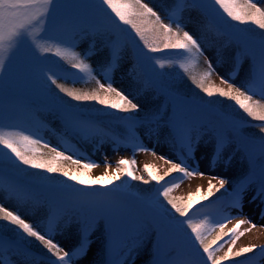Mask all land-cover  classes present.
Instances as JSON below:
<instances>
[{"label":"snow or ice","instance_id":"obj_1","mask_svg":"<svg viewBox=\"0 0 264 264\" xmlns=\"http://www.w3.org/2000/svg\"><path fill=\"white\" fill-rule=\"evenodd\" d=\"M98 2L110 10L111 16L104 8L98 9L108 17L118 31L125 32L128 42L133 45L137 62L145 67L150 78L164 75L155 71L153 62L160 68H164V62L167 61L168 66L178 67L188 74L192 84L209 98L207 102L202 101L200 105H197V109L212 108L211 98L214 96H218L221 100L226 99L233 102L251 121L258 122L261 134L258 142L261 162L259 165L254 163L252 170L231 183L230 188H225L230 184L228 179L212 175L209 177L207 192L202 195L201 191L197 190L195 195L189 196V203L186 205L178 204L170 198V192L178 185L173 184L171 187L163 186L156 189L158 195L151 199L152 211L178 232H183V226L186 224L202 252L191 247L187 253L178 251L176 255H169L162 259L157 251L154 264H224L225 261L255 252V245L233 252L236 241L244 235L243 232L238 231L239 228L245 224L256 227L249 218L238 219L235 227L225 232L227 223L234 219L233 216L227 215L220 221L212 216L210 219L204 218L196 223L193 217L189 216V212L194 205L201 201H208L214 195L213 189L216 192L225 190L212 202L213 205L226 200V211L234 209L241 216H243L246 198L259 201L264 205V7L258 6L253 0H170V3L162 8L164 19L168 20V23H165L161 12L144 0H98ZM64 3L65 0H0V91L3 89L4 82L2 74L8 72L22 55L26 56L38 69L45 82L55 85L59 93H63L69 101L76 102L71 103L57 96L64 135L75 136L92 143L96 150H99L105 142H110L118 147L130 144L133 152L137 149L149 151L134 132L135 126L142 121L138 116L130 115V113L141 112V105L135 102V96L132 93H126L114 86L113 74L119 61L116 45H113L110 59L93 68L86 62L93 54V48L90 47L84 52L76 50L79 47L78 37H86L87 30L80 28L69 17H65L62 21L64 30H58L60 22L58 14ZM190 3L198 5L210 24L225 33H242L241 29L234 28L229 21L240 25L252 24L261 30L258 41L247 34H240L237 37L255 47L252 51L249 76L242 84L234 83L235 76L238 75L239 55L234 58L231 71L219 74L213 60L205 56V50L199 40L184 29L182 14ZM117 20L119 24L130 28L134 36L127 33L125 29L119 28L116 25ZM137 41L143 44V48ZM145 50L153 54L165 52L166 55L150 56ZM201 56H205L206 75L210 76L213 73L220 75L221 84L225 87H205L202 80H198L189 72V66L198 63ZM222 62V57L218 55L216 64L219 65ZM64 64L74 71H69ZM98 76L103 78V82ZM89 79H94L98 85L97 89L91 92L70 89L58 83L64 80L75 84ZM167 95L171 96L172 93ZM113 96L116 99H113ZM176 99L178 107L171 114L167 112L166 106H161L144 118L145 122L154 123L157 126L149 127L147 135L151 137L158 134L162 124L168 129L169 142L177 152L178 162L164 156L160 157L165 164H170L165 176L179 173L182 178L195 175L204 177L206 174L198 171L199 164L196 161L195 152L201 139L206 135H212L213 150L208 158L210 165L215 167L223 163L227 167L232 158L224 156L227 138L223 132V122L229 123L233 130L241 132L247 121L224 112L223 122L210 129L194 118L191 108L186 107L185 101ZM89 102L122 113L123 115L114 116L113 119L117 122V126H123L124 132L119 133L112 127L106 131L99 121L91 116H85L80 105ZM4 119L3 104L0 100V197L15 201L17 205V210H10L0 203V222H3L0 223V264H76L78 259L87 254L92 243L90 237L93 229L87 219L78 229V242L72 247L65 248L55 239L58 234V217L55 211L50 209L46 221L39 224L29 223L19 214L18 209L28 199L30 188L11 177L5 178L4 166L15 167V162L31 169L43 170L48 174L59 173L67 180L80 185L79 188L64 185L63 188L54 190L53 199L59 198V203L66 213L75 212L84 217H98L104 221L105 264H135V254L144 243V226L138 218L124 211L115 199L121 193L122 187L128 186L127 181L123 185L115 184V182L120 181L122 176H126L132 181H140L147 185L151 181L159 183L164 177L151 171L148 173L150 179L135 175L133 171L135 160L120 159L114 172L110 173L107 170L110 166L106 164L104 174L92 178L87 175V171L98 167L99 164L91 160L82 163L79 157L84 154L75 145L63 140V150H61L44 140L39 135V129L32 132L15 125L5 126ZM245 145L249 148L257 147L256 138H247ZM37 146L47 148L54 155L45 158L44 154L38 151ZM152 151L155 154L154 150ZM66 160H71L84 171L65 170L61 162ZM193 162L196 164L195 167ZM17 172H23V169H17ZM48 179L49 177H37L39 181ZM213 181L219 185L218 188ZM159 197H163V201ZM205 207L208 206L205 205ZM199 211L198 209L197 213ZM173 212L187 219H176ZM261 214L264 215V210ZM7 225L14 226L17 230L12 236L8 235ZM216 227L219 228L216 239L210 244L206 243L207 236L214 232ZM224 237L229 238L226 243L230 246L223 256H217L216 253L224 245L219 244L217 247L214 245H217ZM28 238L38 241L55 259L34 255L28 246ZM259 255L264 256V248L260 250ZM202 257H206V260ZM252 259V257H249L247 261L237 259L236 264H251Z\"/></svg>","mask_w":264,"mask_h":264},{"label":"rangeland","instance_id":"obj_2","mask_svg":"<svg viewBox=\"0 0 264 264\" xmlns=\"http://www.w3.org/2000/svg\"><path fill=\"white\" fill-rule=\"evenodd\" d=\"M144 2L149 3L150 6H154L157 11H160L162 19H164L162 8L169 4L170 0H144ZM253 2L257 3L260 7H264V0H253ZM195 19L196 18L194 17L193 12L185 10L183 19L184 29L189 31L199 40L205 50V56L213 60L214 66L217 67L219 74H225L231 71L234 61L232 58L235 50L226 41L213 39V37L208 32H206L205 29L199 25L197 21H195ZM164 22L168 23V20L164 19ZM109 26H111V23L108 24V27ZM112 27L117 28L114 27L113 24ZM173 28H175L174 24ZM61 29V31H63L64 27ZM101 32L103 33V36L99 35L95 38L90 36H86L84 38L78 37L79 47L76 49L78 52H84L90 47L93 48V54L86 61L87 63L91 64L93 68H96L98 64L106 62L107 56L109 54L106 49L108 42L107 36H110V34L112 36V28L109 27L107 29L101 30ZM122 42H124V37H122ZM124 47L125 44L122 45V48ZM218 55L223 59V62L219 65L216 64ZM205 56L199 57L197 65L207 68ZM25 57L26 56L22 55L8 72L2 74L4 77V82L3 89L0 91V100L4 101L5 97H15V95L18 94L34 96L37 92L42 91V84H40L38 78L34 76V74L32 76L29 71L31 68L36 67L32 65L28 57ZM130 63L131 60L127 59V56L120 55L118 66L113 74L114 86L124 90L126 93H132V95L135 96V102L141 105L142 111H147V113L154 112L153 110L156 109L158 104L162 103L163 101L166 102V98L164 96L158 95L155 92L142 91L139 86H136V84H134V80H131L128 76H126V69ZM238 65V75L235 76L234 83L240 85L249 76L248 59H241ZM212 76L214 77V82L217 85L220 87H225L223 84H221L220 75L213 73ZM98 78H100L103 82L102 77L98 76ZM61 83L66 84L67 87L70 86L81 91H87L98 87L94 79H89L86 82L75 84H72L70 81H63ZM46 97L50 99V95H47ZM29 107L22 105L23 117H17L16 121L11 123L15 126H18L19 128L27 129L32 132H35L37 129H39V135L43 137L44 140H47L51 145L57 146L61 150H63V140H67L69 143L75 145V147L84 154L79 157L82 163H87L91 160L96 161L99 164L98 167L91 169L92 177L103 175L106 170V164L110 166L107 170L110 173L114 172L120 159H134L136 164L135 166L138 167L137 173L140 175L144 173L143 167L148 165L157 166L160 168L161 172L168 171L170 164H165L164 160L160 158L161 156L178 162L177 152L169 142L168 130L166 127L161 124L160 128L158 129V134H154L151 137L147 135L149 127H157L154 123L149 124L148 122H145L144 118L148 114L139 112L137 116L142 122L136 126H138L137 130L139 134L137 137L142 141L143 145L149 149V151H140L137 149L135 152H133V148L130 146L122 145L118 147L110 142H105L99 148V150H96L92 143L85 142L81 139L77 142L74 139L69 140L66 138L63 132L62 118L55 112V110L48 118L40 114L41 112H37L36 116L40 115L43 121L40 119H38L39 121H36L35 108ZM6 122V120L3 121L4 124ZM222 122L223 121H221L218 116L216 117L215 115H211L210 118L205 119V123L201 124L207 125L211 129L214 125H219ZM109 127L104 126L106 131ZM258 131L259 130L257 126H250L245 128L244 133H241L235 130H229L224 125L223 132L227 138L224 156H230L232 158L231 163L227 167H225L223 163L217 164L215 167L210 165L208 158L213 150L212 135L204 136L200 141L199 147L196 149L195 158L199 164L198 171L204 172L206 175L204 177L195 175L182 180L173 192V196L184 198L186 195L193 193V191L201 190L204 192L208 188L209 177L212 175L228 179L230 184L226 185L225 188H230L231 183L241 179L246 175L247 171L252 170L253 166L250 165L249 155L256 157L260 154L258 152L250 153L251 151H254V148H249L245 145V140L251 136L255 137V135L258 134ZM25 134L28 133L25 132ZM39 149L41 150V153L47 156L54 154L50 153L47 148L42 146H40ZM152 150H154L155 154H153ZM66 154L69 153L66 152ZM254 163L255 162H253V164ZM259 163L260 162H258V164ZM63 165L71 172L72 169L79 170L82 168L73 164L71 160L63 161ZM195 166L196 164L193 162V167ZM213 183L216 184L217 188L219 187L216 181H213ZM117 201L124 211L138 218L140 223L144 226V243L135 254V264L148 263V260L152 255V236L154 237L155 233L164 232L166 238L171 243L173 240H175V229L171 227V231H173L172 233L166 231L165 228H163L165 223L160 218H158L157 221L149 223L147 219H145L142 210L131 208L122 200L117 199ZM0 203L10 210H17L15 201H9L3 199V197H0ZM225 205L226 200L221 202L217 211L214 212L218 221L223 220V218L227 215L234 217L230 223H227L225 232L233 229L235 227L236 221L244 217L249 218L252 221V224L256 225V227L253 228L251 224H245L239 228L238 231L243 232L244 235L240 236V238L236 241V244L233 247V252L239 251L243 247L252 245H255L256 250H261L264 248V215L261 214L262 210H264V205H262L259 201H251L246 198L243 216L238 215L234 209L226 211ZM44 208V205L40 207L36 202L28 203L25 201L18 211L27 222L39 224L44 222L47 216ZM59 210H63L61 205ZM77 215L78 213L75 212H65L61 216L58 215V234L56 235L55 239L65 248L74 246L79 240V224L76 221ZM102 221L103 220L98 217H89L88 223L93 229L92 235L90 237L92 243L89 246L87 254L78 259L76 264H102V256H104V260L106 262L104 249L102 248V243L105 238L104 223ZM152 229L155 230V232H152ZM248 229L251 230L248 231ZM218 234L219 228L216 227L215 231L211 234V239L215 240ZM228 239L229 238L227 237L225 240L223 239V241H221L225 244L224 247L217 252V255H224V253L227 251L228 247L230 246L229 243H226ZM252 258L251 264H264V256H260L259 252ZM13 259L17 258L13 257Z\"/></svg>","mask_w":264,"mask_h":264},{"label":"trees","instance_id":"obj_3","mask_svg":"<svg viewBox=\"0 0 264 264\" xmlns=\"http://www.w3.org/2000/svg\"><path fill=\"white\" fill-rule=\"evenodd\" d=\"M88 5H93V6H96L97 8H104L106 11H108V13L110 15H112L110 13V10H107L106 9V6L100 4L98 2V0H88L87 3H86V6ZM218 7V6H217ZM186 11H190V12H193L194 14V17L196 18L195 21H197V23H199V25H201L206 32H208L212 37L213 39L215 40H222V41H226L227 43H229L232 48L238 52V45L237 43H234L231 36L233 33H225L223 31H220L218 30L215 26L211 25L208 18L204 15L203 11L201 10V8L198 6V5H195V6H191V4H189L186 8ZM114 18V16H113ZM115 19V18H114ZM79 22V21H78ZM230 23L233 24L234 28H238V29H241L242 30V33H238L239 35L240 34H247L249 36H252L254 37L257 41L259 40V36H260V32L261 30L255 26V25H252V24H245V25H240V24H237L236 22H231L229 21ZM86 23V20H84L82 23H81V27L83 24ZM116 23H118V25L120 26V28L122 29H125L127 33H130L134 36V33H131V29L128 28L127 26H124V25H121L119 24V21L117 20ZM83 29H86L87 30V36H90V37H93L95 38L96 36H103V33L101 32V29H99L98 32H91V30L89 28H83ZM124 33L125 32H120V31H117L116 33H114L113 35V38L115 39H118V40H121L122 37H124ZM111 35L110 36H107L108 38V41L111 40ZM139 42V41H138ZM125 44V47L124 48H121V54L123 56H127V59L131 60V63L129 64L128 68L126 69L127 70V73H126V76H128L131 80H134V84H136V86H139V88L142 90V91H146V92H155L154 90H152V88L150 87V81L147 79L146 77V74L145 72L140 69V67L136 64L135 62V59L132 57V54H131V48H129V44L126 40V37L124 38V42H122V45ZM139 46L141 48H143V44L139 42ZM253 51L255 50V47L253 46ZM146 51V50H145ZM160 54H164L165 52H159ZM26 58V57H25ZM24 58V59H25ZM51 59H56L55 57H50ZM61 63L63 64V61H61ZM198 63L196 64H192L189 66V72L196 76V78L198 80H202L203 83H204V86L205 87H220L219 85H217L215 82H214V77L212 76V74L209 76V75H206V69L207 68H204L203 66H200V65H197ZM64 66L66 68H70L67 64H64ZM156 71L157 72H161V73H164L163 76H161V79H163V84L165 86H167V90L169 92L172 93V95L176 98L178 97H186L188 99H192L194 100L196 103H198L199 105L201 104V102H207L209 100V98L203 93L200 91V89L196 88V86L194 84H192L191 82V79H189V76L188 74L184 73V71L178 67H175V66H168V62L165 64V67L164 68H160L159 65H157L156 67ZM38 78H39V82L40 84H42V91L43 93L46 92V95H50V99L48 97H44L43 99V103L46 104V106H54L55 108H58V104H59V101L57 100V96L59 97H62L63 100L65 101H69V98L64 96L63 93H59V90L56 89L55 85H52L50 82H45L43 80V78L41 77L40 73H38ZM61 82H63V80H60ZM60 81H58V83H61ZM61 84H64V83H61ZM65 87L66 84H64ZM91 86V85H90ZM223 87V86H221ZM68 88L72 89V87L68 86ZM74 89H77V88H74ZM95 89L97 88H92L90 90H84L85 92H91V91H94ZM103 94V93H102ZM113 99H116L114 96H113ZM166 102H162L160 104H163V105H167L172 101V99L170 97L167 96V98L165 99ZM212 100V108H209V109H214L215 111H220L221 113L223 112H227V113H230L234 116H237L239 118H242V119H247V120H250L249 118H247L235 105L233 102L231 101H228L226 99L224 100H221V98H219L218 96H214L213 98H211ZM56 101V102H55ZM58 102V103H57ZM71 103H76L74 101H69ZM158 104L156 106V108L160 105ZM80 108L83 110V112L88 115V116H97L98 119L99 117L101 118L102 116L104 117V122H106L108 125H111L113 128L116 126L117 127V131H124V128L123 126H117V124L115 123H112V119L114 116H119V115H123L122 113H119V112H115L111 109H108V108H105L101 105H98L94 102H89V103H85V104H81L80 105ZM156 109H154L153 111H155ZM41 112V113H40ZM40 114H42L44 117H49L51 115V113H53L54 111H45V110H41L40 109ZM55 112L57 113V111L55 110ZM142 113H145V114H151V113H147L144 112V111H141ZM58 114V113H57ZM135 114V113H134ZM40 116V115H39ZM41 117V116H40ZM259 130V128H258ZM241 133H244V130L241 131ZM261 136V134L259 133L258 131V134L254 136H251L253 138H256L257 140V145H258V142H259V137ZM38 147V146H37ZM39 149V148H38ZM258 149V146L256 148H254V150ZM259 150V149H258ZM4 151V149H3ZM39 151V150H38ZM251 153V152H250ZM54 154H50V156H52ZM45 158H49L50 156H47L45 155ZM14 160V159H13ZM252 161V162H251ZM249 162L250 163H257V162H261V156L258 155L256 158H254L253 156H250L249 155ZM62 163V166L65 170L66 167L63 165V161L61 162ZM123 167V166H122ZM4 168H9L11 169L14 173H19L21 176H23L24 178L28 179V180H31V181H34V183L38 184V185H45L49 188H55V189H60V188H63L64 185H68L70 187H75V188H79L81 187L80 185H77L75 184L73 181H69L67 180V178L63 177L62 175H60L59 173H55V174H48L46 173L45 171L43 170H38V169H31V168H28L27 166H24V165H20L19 162H15V167H10L8 165H5ZM17 169H23V172H17ZM69 171V170H68ZM80 171H84L83 168L79 169V170H76V169H72V172H80ZM133 171H134V174L135 175H138V176H143L145 179H150L148 173L149 171L153 172L154 174L158 175V176H162L164 177V179H167V178H173L175 177L176 175H178L179 173H172L171 175L169 176H165V173L167 171H164V172H161L160 171V168H158L157 166H153V165H148V166H144L143 167V174L140 175V174H137L138 172V167H136L135 165L133 166ZM71 172V171H70ZM87 175L92 177L91 175V170L87 171ZM37 177H49L48 180H44V181H39L37 180ZM98 177V176H97ZM92 178H96L95 176L92 177ZM130 178L126 177V176H122L121 180L120 181H117L115 182V184H121L123 185L125 181L128 182ZM163 179V180H164ZM161 180V181H163ZM157 182L156 181H151L149 184H143L142 182L140 181H132L129 186H128V189L131 193V195H135L137 197L141 196V197H147L149 196L151 190L153 189L152 187L156 184ZM160 183V182H159ZM115 184L113 185V187L115 186ZM172 185H170L169 187H171ZM176 189V187L173 188V190L170 192V198L174 199L178 204H181V205H186L189 203V196L190 195H195V193L197 191H193V193H190L188 195H186L184 198H178L177 196H173V192L174 190ZM208 189V188H207ZM207 189L203 192L201 191V194H205L207 192ZM87 190H91V189H87ZM102 191L106 190V189H101ZM214 192V195L212 197L209 198L208 201H201L199 204H196L194 205V207L192 208V210L189 212V214H191V212L195 209V208H200L201 207V210H206L205 211V214L201 216V218H197V219H194V222L196 223H199L201 219H204V218H211V212L209 210L208 207H205L204 205H211L213 206V201H215L217 199V197H220L224 192L225 190L224 189H221L220 192H216L215 189L213 190ZM159 199L161 201H163V197H159ZM182 199V200H181ZM28 202H36L37 204L39 205H42L40 204L41 202H39V200H35L34 197L30 196L28 197V199L26 200ZM166 203V202H165ZM170 208V206H169ZM215 210L214 207H212V212ZM173 215L176 217V218H181L178 216V214H175L173 212ZM0 223H3V222H0ZM7 229H8V235L9 236H12L17 230L14 228V226H11V225H7ZM183 232L186 234V235H190L191 234V230L187 228V225L185 224L183 226ZM212 234V233H211ZM211 234L207 236V239H206V243H211L214 239H211ZM185 235V236H186ZM184 236V237H185ZM179 238H181V235L179 234V236H177L176 239L179 240ZM199 245V244H198ZM28 246L30 248H33L37 251H39L40 253H44L48 256L51 257V255L49 253H47V251L45 249H43V247L39 244L38 241H35L34 238H28ZM202 251V249H200ZM251 253L249 254H245L244 256L242 257H239V258H235V259H232V260H239L243 257H247V256H250ZM218 256V255H217ZM206 259V257H205ZM232 260H228L229 261H232Z\"/></svg>","mask_w":264,"mask_h":264}]
</instances>
